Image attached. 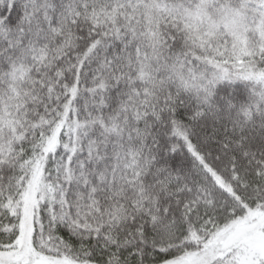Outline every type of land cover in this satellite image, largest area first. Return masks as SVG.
<instances>
[{
    "label": "snow or ice",
    "instance_id": "1",
    "mask_svg": "<svg viewBox=\"0 0 264 264\" xmlns=\"http://www.w3.org/2000/svg\"><path fill=\"white\" fill-rule=\"evenodd\" d=\"M0 264H264V0H0Z\"/></svg>",
    "mask_w": 264,
    "mask_h": 264
}]
</instances>
